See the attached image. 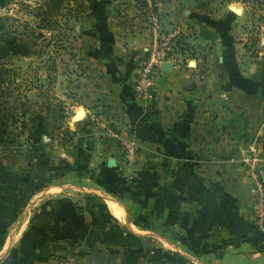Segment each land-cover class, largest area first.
Returning <instances> with one entry per match:
<instances>
[{
  "label": "crops",
  "instance_id": "obj_1",
  "mask_svg": "<svg viewBox=\"0 0 264 264\" xmlns=\"http://www.w3.org/2000/svg\"><path fill=\"white\" fill-rule=\"evenodd\" d=\"M10 4L0 0V17ZM204 4L80 0L74 56L89 73L76 77L68 115L92 173L42 177L40 187L26 176L27 196L0 193V264H264V227L241 162L249 147L262 148L264 178V58L252 62ZM231 7L230 16L243 14ZM150 8L187 27L193 51L185 66L169 62L164 86L142 98L132 84L149 47ZM5 51L0 43V58ZM97 118L111 124L105 134ZM113 133L136 139L134 166L122 164ZM71 164L81 163L59 167Z\"/></svg>",
  "mask_w": 264,
  "mask_h": 264
},
{
  "label": "rangeland",
  "instance_id": "obj_2",
  "mask_svg": "<svg viewBox=\"0 0 264 264\" xmlns=\"http://www.w3.org/2000/svg\"><path fill=\"white\" fill-rule=\"evenodd\" d=\"M201 1L210 6V14L232 34L242 52L252 62L261 63L264 5L252 0ZM79 2L11 0L2 11L0 43L6 51L0 58L1 194L15 189L25 196L28 192L19 186L24 188L31 182L40 187L42 177L83 179L92 173L90 168H83L88 159L85 138L79 136L69 119L72 85L78 81L76 77L89 73L83 60L74 56L78 41L73 36L72 18ZM228 5L237 6L243 14L230 16ZM181 44L174 64L185 66L193 47L191 43ZM68 160L81 164L61 169L60 164ZM26 176L28 185L23 183Z\"/></svg>",
  "mask_w": 264,
  "mask_h": 264
},
{
  "label": "built area",
  "instance_id": "obj_3",
  "mask_svg": "<svg viewBox=\"0 0 264 264\" xmlns=\"http://www.w3.org/2000/svg\"><path fill=\"white\" fill-rule=\"evenodd\" d=\"M147 31L149 47L146 58L135 76L132 87L135 93L147 98L156 87V81L162 74L165 63L174 62L181 49L179 45L186 44L187 27L181 24H170L165 22L162 12L150 8L147 11ZM95 124L101 131L109 129L111 124L99 118L94 119ZM111 137H117L122 151V164L134 166L139 158L140 149L136 139L132 137H118L115 133ZM263 150L260 147H249L242 156V166L252 184L254 200V211L256 225L259 229L264 227V179L262 177ZM58 264H72V259L65 258Z\"/></svg>",
  "mask_w": 264,
  "mask_h": 264
},
{
  "label": "water",
  "instance_id": "obj_4",
  "mask_svg": "<svg viewBox=\"0 0 264 264\" xmlns=\"http://www.w3.org/2000/svg\"><path fill=\"white\" fill-rule=\"evenodd\" d=\"M230 10H231L234 14H236V15H238V16L241 14V11H240L239 9H237V8L231 7ZM170 71H171V66H170V64H169V63H165V64L163 65V67H162V74H167V73H169ZM156 84H157L158 86H164V80H163V78H162V77L158 78ZM108 166H109V167H113V166H114V162H113V160H109V162H108ZM262 177H263V175H262ZM263 179H264V178H263ZM260 236H261V237H264V233L260 234Z\"/></svg>",
  "mask_w": 264,
  "mask_h": 264
},
{
  "label": "trees",
  "instance_id": "obj_5",
  "mask_svg": "<svg viewBox=\"0 0 264 264\" xmlns=\"http://www.w3.org/2000/svg\"><path fill=\"white\" fill-rule=\"evenodd\" d=\"M228 1H234V2H238V1H245V0H228ZM252 1H255V2H259L261 5H264V0H252ZM212 24V23H211Z\"/></svg>",
  "mask_w": 264,
  "mask_h": 264
}]
</instances>
